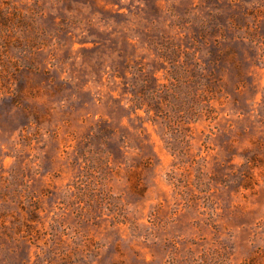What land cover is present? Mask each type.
<instances>
[{"label":"rangeland","instance_id":"374dc122","mask_svg":"<svg viewBox=\"0 0 264 264\" xmlns=\"http://www.w3.org/2000/svg\"><path fill=\"white\" fill-rule=\"evenodd\" d=\"M0 264H264V0H0Z\"/></svg>","mask_w":264,"mask_h":264}]
</instances>
